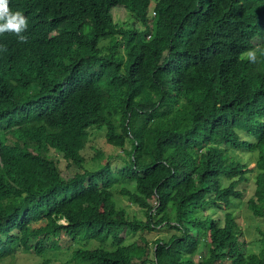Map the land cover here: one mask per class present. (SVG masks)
<instances>
[{"label": "trees", "instance_id": "1", "mask_svg": "<svg viewBox=\"0 0 264 264\" xmlns=\"http://www.w3.org/2000/svg\"><path fill=\"white\" fill-rule=\"evenodd\" d=\"M9 8L28 27L0 34V264L59 256L61 237L98 244L73 264H264V229L248 252L236 213L254 180L264 220V0ZM97 132L120 168L100 150L90 166Z\"/></svg>", "mask_w": 264, "mask_h": 264}, {"label": "rangeland", "instance_id": "2", "mask_svg": "<svg viewBox=\"0 0 264 264\" xmlns=\"http://www.w3.org/2000/svg\"><path fill=\"white\" fill-rule=\"evenodd\" d=\"M114 16L116 21L122 24L124 23L131 24L134 22V18L125 8L115 9ZM97 133H99V135L94 139L91 138V141L89 142L88 146L83 151V154L88 158V160L91 161L90 166H93L94 164L93 159L95 158L96 151L100 150L105 154V157H108L109 155H114L116 158L114 159L113 164L115 165L116 168H120L123 165V159L119 156V154H124L123 150L121 148H115L112 145H109L107 143V139L104 133L102 132H97ZM92 146L94 147V149L92 148ZM250 158L252 157L249 155H245L246 160H250ZM66 166L67 163L65 162V160H62L61 167L63 171L66 170L65 169ZM255 167H256V163H253L251 168H255ZM88 169H90V167ZM73 170L75 171L76 168H73ZM255 190H256V186L253 180L252 186L248 187L247 189L246 201L243 202L238 201L237 202L238 208L236 210V213L239 217V222L243 228V236L241 241L243 243H246L247 245L246 249L248 252H258V246H259L258 231L264 229V220L255 217L248 208L247 202L251 197H253ZM118 199L121 201V204L123 206H126V208H128V211L130 212L131 215H136L139 218H143V213L140 211V209L137 206L132 205L126 197H121V195H119ZM36 225L39 226V224ZM165 233H167L166 230L161 232V234H165ZM153 235L154 238L153 237L152 238L154 241L157 238H159V236L156 235L155 233ZM166 235H168V233ZM137 239H138V235L135 238V240ZM61 241H62L61 242L62 249L59 256L58 255L51 256V252H49L44 257H39L32 253H19L16 259H9L4 264H73L72 258L75 250L79 248L94 249L98 245L97 242H91L87 245L83 243H78L68 251L67 247L72 245V240L69 237H61ZM51 257L54 258L53 261L46 262Z\"/></svg>", "mask_w": 264, "mask_h": 264}, {"label": "clouds", "instance_id": "3", "mask_svg": "<svg viewBox=\"0 0 264 264\" xmlns=\"http://www.w3.org/2000/svg\"><path fill=\"white\" fill-rule=\"evenodd\" d=\"M27 27L25 16L20 11L13 13L9 8V0H0V34L14 32L21 42H27V37L22 35Z\"/></svg>", "mask_w": 264, "mask_h": 264}]
</instances>
